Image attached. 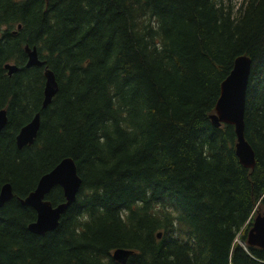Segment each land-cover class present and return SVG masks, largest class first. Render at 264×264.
Listing matches in <instances>:
<instances>
[{
    "label": "trees",
    "instance_id": "16d2710c",
    "mask_svg": "<svg viewBox=\"0 0 264 264\" xmlns=\"http://www.w3.org/2000/svg\"><path fill=\"white\" fill-rule=\"evenodd\" d=\"M26 45L45 66H26ZM242 54L254 170L235 126L210 118ZM46 66L60 90L43 109ZM1 108L0 189L11 182L16 197L0 208V264H122L118 247L135 250L127 264H264L248 244L264 211V0H0ZM37 111L39 135L19 149ZM66 157L78 199L57 229L33 233L37 211L19 198Z\"/></svg>",
    "mask_w": 264,
    "mask_h": 264
},
{
    "label": "water",
    "instance_id": "95a60500",
    "mask_svg": "<svg viewBox=\"0 0 264 264\" xmlns=\"http://www.w3.org/2000/svg\"><path fill=\"white\" fill-rule=\"evenodd\" d=\"M20 27L21 25H19ZM25 51L27 53L26 66L43 67L46 65V61L41 58L37 46L26 45ZM5 68L9 75L20 70L18 64L11 62H8ZM252 68L253 59L251 56L242 54L235 59L231 73L221 84V95L216 104V111L211 114L210 118L216 127H220L223 123L235 126L238 138L236 143L237 155L241 163L254 170L257 165L256 153L246 138L245 123L247 93ZM59 90L60 84L56 73L49 66H46L43 109H46L53 102ZM9 121L8 109L1 108L0 132L8 126ZM41 125L42 112L38 111L17 133V147L22 149L27 145H33L39 135ZM82 182L83 179L78 172L77 163L71 157L63 158L52 170L44 173L36 188L27 196L19 198L24 206H30L37 211V218L29 224V230L44 235L57 229L61 224L63 215L77 201ZM57 185L63 188L65 199L54 205L51 200L47 199V196ZM15 197L14 185L11 182H5L0 189V208ZM158 236L161 238L162 232H159ZM248 244L264 248V211L259 212L254 218L253 226L248 232ZM134 253V249L118 247L114 249L112 257L122 264H127Z\"/></svg>",
    "mask_w": 264,
    "mask_h": 264
},
{
    "label": "rangeland",
    "instance_id": "374dc122",
    "mask_svg": "<svg viewBox=\"0 0 264 264\" xmlns=\"http://www.w3.org/2000/svg\"><path fill=\"white\" fill-rule=\"evenodd\" d=\"M225 2L229 1L232 5L236 6V9H238V7L241 5L242 0H223ZM11 63H15V62H11Z\"/></svg>",
    "mask_w": 264,
    "mask_h": 264
},
{
    "label": "bare ground",
    "instance_id": "6f19581e",
    "mask_svg": "<svg viewBox=\"0 0 264 264\" xmlns=\"http://www.w3.org/2000/svg\"><path fill=\"white\" fill-rule=\"evenodd\" d=\"M37 112H38V111H37ZM34 115H35V114H34ZM34 115H33V116H34ZM33 116H32V118H33ZM32 118H31V119H32ZM31 119H30V120H31ZM30 120H29V121H30ZM29 121H28V122H29ZM28 122H27V123H28ZM25 124H26V123H25ZM25 124H24V125H25Z\"/></svg>",
    "mask_w": 264,
    "mask_h": 264
}]
</instances>
